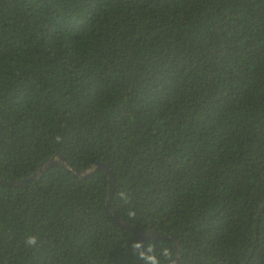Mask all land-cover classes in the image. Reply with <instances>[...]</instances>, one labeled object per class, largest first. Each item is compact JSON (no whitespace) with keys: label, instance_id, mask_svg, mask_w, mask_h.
Returning a JSON list of instances; mask_svg holds the SVG:
<instances>
[{"label":"trees","instance_id":"1","mask_svg":"<svg viewBox=\"0 0 264 264\" xmlns=\"http://www.w3.org/2000/svg\"><path fill=\"white\" fill-rule=\"evenodd\" d=\"M57 154L0 264H264V0H0V178Z\"/></svg>","mask_w":264,"mask_h":264},{"label":"water","instance_id":"2","mask_svg":"<svg viewBox=\"0 0 264 264\" xmlns=\"http://www.w3.org/2000/svg\"><path fill=\"white\" fill-rule=\"evenodd\" d=\"M52 165H58L61 167H65L66 169H70L69 168V165H70L69 162H67V160L63 156L57 154L55 157L50 158V159L46 160L45 162H43V164H41V168L39 169V171L37 173L33 174L32 176H30L24 180L12 181V182L5 181V180H2L0 178V185H5V186L24 185V184L28 183L29 181H33V180L41 177V175L44 174L47 167L52 166ZM99 169H103L108 174V177H109V197H108L107 204L104 207V211L111 218V220L113 222H115L116 224H118L119 226L126 228V229H129V230L133 231L134 233H136L139 236L142 245H143V241L146 239H152V240L170 239V240H173L175 242L177 253H178V255H180V245L174 237H160V236H158L154 233H151V232H140L137 229H134L133 227L129 226L126 222H124L123 220L119 219L117 216H115L114 214L111 213L110 202H111L112 193L114 190V174H113L112 170L110 169V167L106 164H103V163L95 164L94 170L97 171ZM92 173H93L92 170L85 171L82 173L77 172L78 175H83L84 177H87V176L91 175ZM261 210H263V208ZM178 264H182L180 259H179V256H178Z\"/></svg>","mask_w":264,"mask_h":264},{"label":"clouds","instance_id":"3","mask_svg":"<svg viewBox=\"0 0 264 264\" xmlns=\"http://www.w3.org/2000/svg\"><path fill=\"white\" fill-rule=\"evenodd\" d=\"M28 243H29V244H35V243H36V238H35V237H30V238L28 239Z\"/></svg>","mask_w":264,"mask_h":264}]
</instances>
